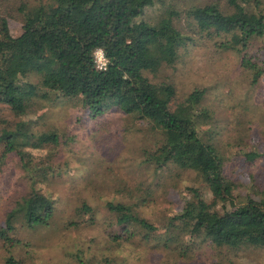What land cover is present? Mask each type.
<instances>
[{
	"label": "trees",
	"instance_id": "obj_1",
	"mask_svg": "<svg viewBox=\"0 0 264 264\" xmlns=\"http://www.w3.org/2000/svg\"><path fill=\"white\" fill-rule=\"evenodd\" d=\"M162 1L37 0L26 11L17 6L22 22L16 34L6 16H0V104L16 119L10 125L0 118L10 125L0 128L2 154H19L34 139L38 147L49 148L48 154L32 157L30 166L24 167L27 191L14 199L0 223L4 249L0 264H22L13 251H25L27 243L13 236L16 229L51 231L61 202L59 192L51 189L60 174L49 165L58 136L54 131L33 133L34 117L29 114L34 102L49 93L79 98L91 117L114 105L130 120L145 122L149 131L161 132L160 142L137 152L133 183L102 171V182L107 185L111 179L109 191L120 197L104 204L103 231L109 240L152 243L153 249H168L180 258L194 254L199 245L217 251H264V190L251 185L244 196L238 195L236 183L224 171L223 156L200 136L195 120L208 117L201 105L203 89L177 101L171 83L153 82L145 75L161 65L171 66L181 47L200 38L234 54L255 85L264 76V0H187L177 9L161 7ZM157 4L159 15L143 16ZM96 48L105 58L103 69L95 67ZM256 156L245 153L247 162ZM146 170H165L163 182L145 183L141 171ZM183 170L195 173L210 200L194 186H186L179 210L168 213L160 225L143 216L139 208L155 198L157 187L165 189L166 178ZM84 179L91 180L89 175ZM75 201V218L67 219L63 227L92 225L94 207L84 198ZM185 237L187 242L182 241ZM73 258L80 264L96 263L94 258L82 262L77 254ZM101 264L115 263L105 256Z\"/></svg>",
	"mask_w": 264,
	"mask_h": 264
},
{
	"label": "rangeland",
	"instance_id": "obj_2",
	"mask_svg": "<svg viewBox=\"0 0 264 264\" xmlns=\"http://www.w3.org/2000/svg\"><path fill=\"white\" fill-rule=\"evenodd\" d=\"M36 1L0 0V16H6L12 34L18 32L22 22L17 6L26 11ZM187 2L163 0L160 6L177 9ZM160 6L146 9L143 16L159 15ZM178 54L171 66L161 65L156 72L145 75L153 82L171 83L177 101L194 89H203L201 105L207 109L208 117L205 121L195 120L200 136L223 156L224 171L236 183L238 195L244 196L251 185L264 190V76L255 85L250 84L249 75L238 67L234 54L217 50L200 38L187 42ZM29 114L34 117L33 133L54 131L58 136L49 165L60 174L51 189L59 192L61 202L51 231L16 229L13 236L27 243L25 251L20 248L13 251L22 264H80L73 258L76 254L82 262L94 258L95 264H101L105 256L115 264H264V251L257 248L217 251L199 245L192 250L194 254L180 258L168 249H153L152 243L109 240L103 231L107 219L104 204L120 197L109 191L111 179L107 185L102 182V171L109 177L133 183L138 175L137 152L160 142L161 132L149 131L145 122L130 120L114 105L91 117L79 98H64L54 93L35 101ZM0 118L8 120L10 125L16 120L3 104H0ZM8 123L0 120V128L10 126ZM48 149V146L38 147L34 139L19 154L3 155L0 144V223L14 199L27 191L24 167L30 166L32 157L35 160L44 157ZM245 153L257 156L247 162ZM165 174V170L141 171L145 183L151 186ZM87 175L90 181L84 179ZM167 181L165 189L164 185L157 187L155 198L139 208L143 216L156 224L160 225L168 213L179 210L186 186H194L206 201L210 200L206 187L191 170H183L177 177L166 178ZM77 198H84L94 207L95 221L88 226L64 228L67 219L75 218L73 205ZM3 253L0 245V257Z\"/></svg>",
	"mask_w": 264,
	"mask_h": 264
},
{
	"label": "built area",
	"instance_id": "obj_3",
	"mask_svg": "<svg viewBox=\"0 0 264 264\" xmlns=\"http://www.w3.org/2000/svg\"><path fill=\"white\" fill-rule=\"evenodd\" d=\"M93 61H94V64H95V67L97 69H103L104 66H105V58L103 56V53L101 51V49L99 48H96L94 51H93Z\"/></svg>",
	"mask_w": 264,
	"mask_h": 264
}]
</instances>
